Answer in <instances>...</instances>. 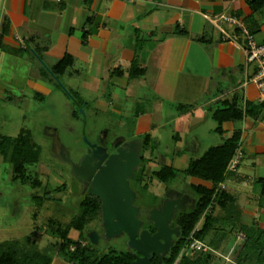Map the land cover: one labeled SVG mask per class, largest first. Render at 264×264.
Masks as SVG:
<instances>
[{"label":"crops","instance_id":"crops-1","mask_svg":"<svg viewBox=\"0 0 264 264\" xmlns=\"http://www.w3.org/2000/svg\"><path fill=\"white\" fill-rule=\"evenodd\" d=\"M251 1L0 0V62L18 60L23 67L18 75L23 84L19 90L22 102L46 100L58 86H64L59 79L64 77L72 87L102 92L99 103L109 105L114 114L123 116L129 100L135 99L137 134L147 136V140H159L158 125L163 120L162 125L174 124L176 153L173 159L164 157L166 161L158 164L159 171L166 167L184 174L192 160L211 148H205V141L196 132L213 119L214 109L234 105L245 110L250 104L242 120L226 121L222 133L217 132L222 141L215 146L235 132L239 131L241 137L225 180L217 186L220 198L213 216L220 220L216 224L239 220V224L264 230V195L258 183L264 180V105L254 85L242 87L247 74L244 50L224 41L210 20L220 15L236 17L259 42H264V6L255 11ZM225 28L234 34L233 26ZM135 63L137 69L133 68ZM133 71L136 76H132ZM7 93L0 79V98L12 102L18 99L14 93L5 98ZM22 131L0 138H17ZM48 132L54 138L56 131ZM101 136L111 143L121 140L134 146L140 160L134 175L142 157L154 156L143 151L138 139L117 137L111 141L106 131ZM54 140V148H65ZM239 154L241 165L230 171L231 161ZM177 179L165 188L164 197L169 200L164 204L177 201L183 212L187 200L193 194L197 196L195 187L212 188V183L195 177ZM154 180L166 186L169 183ZM203 221L204 217L197 226L201 228ZM38 241L30 239L41 251L51 245L42 249ZM5 242L15 241L0 244Z\"/></svg>","mask_w":264,"mask_h":264},{"label":"rangeland","instance_id":"rangeland-1","mask_svg":"<svg viewBox=\"0 0 264 264\" xmlns=\"http://www.w3.org/2000/svg\"><path fill=\"white\" fill-rule=\"evenodd\" d=\"M22 68L18 60L3 64L0 62V79H3V86L9 92L5 98L11 93L18 97L15 102L0 98V135L17 136L22 129L31 130L34 143L41 148V158L39 163L27 166L26 174L31 178L29 183L25 184L20 178L19 181L16 178L12 179V164L4 161L0 155V241L22 242L29 237L33 241L39 240L41 248L44 249L49 244L54 246L61 240L59 235L55 234L56 226L48 228V222L53 220L57 226L58 222L65 225L79 216L80 204L89 194L91 186L74 175L71 156H79L89 147V143L98 142L103 131L107 132L108 140L117 137H123L127 141L138 139L144 146V152L147 150L154 154L153 157L145 158L149 164L146 163L148 168L143 174L142 184L137 182V171L136 176L130 179V186L137 193L135 206L139 208L138 218L142 222L140 232L148 231L149 226L154 225L150 220L151 212L163 207L164 204L160 201L164 199L167 190L165 188L176 182L170 181L166 186L154 180V172L159 171L158 164L162 165L166 161L164 157L174 158L177 148L174 138L177 136L174 131L176 126L162 125L165 119L158 125L159 140L153 138L147 140V136L137 134L139 120L135 111V99L129 100L127 113L123 116L114 114L113 111H109V105L99 103L102 100H99L102 92L95 94L86 92L79 85L72 87L68 78L64 77L59 79L65 87L58 86L46 100L22 102L19 90L23 88V84L20 83L18 76ZM3 75L5 76L2 77ZM70 89L71 91H68ZM87 102L90 104L86 105ZM140 103L146 105L147 102ZM216 127V122L210 119L197 131L198 133L196 132L205 141L206 149L222 141ZM49 129L56 131L54 138L60 141L64 149L54 148L57 143H54L53 135L48 134ZM185 177L183 173L178 172L176 179L183 181ZM145 184L147 187L143 188ZM192 196L193 198L187 200L185 211H190L195 206L194 199L198 198L195 194ZM181 212L183 211L175 210V214ZM85 224L84 230L89 240L83 239L84 244L87 245L89 242L94 244L90 238L93 233L99 237L98 243L95 244L98 249L97 255L112 249L118 252L132 250L128 246V237L125 234L113 237L107 235L102 212L88 219ZM235 224L240 225L233 220L220 222L217 225L219 230L211 232L204 240L210 248L207 254H212L209 264H264V253L260 254L257 250L242 252L245 233L238 229L231 233V225ZM220 228L224 230L220 231ZM69 237L78 240L79 233L72 231ZM199 252L202 251L188 248L183 254L194 257ZM52 264L67 263L56 255Z\"/></svg>","mask_w":264,"mask_h":264},{"label":"trees","instance_id":"trees-1","mask_svg":"<svg viewBox=\"0 0 264 264\" xmlns=\"http://www.w3.org/2000/svg\"><path fill=\"white\" fill-rule=\"evenodd\" d=\"M250 4L257 11L264 6V0H253ZM84 37H86V34H84ZM133 68L137 69L136 63ZM131 74L132 76L137 75L136 71H133ZM249 106L250 104H247L245 110L234 105L214 109L212 117L217 122L216 131L222 133V124L226 121L235 122L242 120ZM240 137V132H235L222 145L211 147L200 158L191 161L184 175L210 182L212 183V188L195 187L194 190L197 193L198 199L195 201L194 208L174 216L171 228L176 229L178 235L173 237L168 253L163 255L161 259L154 257L151 261L152 264H209L212 256L211 253L199 252L196 256L190 257L184 255L182 252L188 244L189 237L203 217V225L195 235L198 240L204 242L211 232L219 230V226L216 223L220 220L217 216H213L216 203L220 198L216 189L225 180L226 168L237 151ZM0 154L12 164L13 180L20 178V181L22 180L23 183L27 184L29 183V178H31L26 174L27 166L39 163L41 148L34 143L32 134L29 131L23 130L17 138H0ZM146 163V159L142 157L141 166L137 171V182L140 185L142 184ZM177 174V170L164 167L159 172H154V178L163 183L170 182L177 177ZM258 183L262 185L264 195V180L261 179ZM146 187L147 184L143 185V188ZM211 205V212L203 216ZM101 212L102 202L100 198L87 194L80 204L79 216L74 217L68 225L63 227L58 222L59 225L57 226V223H54L53 220L49 221V228L56 226L55 234L59 235L61 239L54 245L56 248L49 246L41 251L35 242H30L29 238L23 243L18 241L5 242L0 244V264H52L56 255L62 257L67 264H132L135 260L133 250L118 252L112 249L107 253L97 255L98 249L95 244H91L90 242L87 245L84 244L83 239L89 240L88 234L86 235L84 230L86 221ZM237 223L239 224V220H237ZM231 226V233L237 229L245 233L246 239L242 246V252L249 253L251 250H257L260 254L264 253V230L243 224ZM149 228L152 233L156 231L154 225L149 226ZM71 230L79 233L78 240H73L69 237ZM221 230H224V228H220Z\"/></svg>","mask_w":264,"mask_h":264},{"label":"water","instance_id":"water-1","mask_svg":"<svg viewBox=\"0 0 264 264\" xmlns=\"http://www.w3.org/2000/svg\"><path fill=\"white\" fill-rule=\"evenodd\" d=\"M120 144L110 145L117 149V153L99 155L105 148L89 143L91 149H95L91 157H85L77 165L72 163L74 175L81 181L91 184L89 194L100 198L104 229L108 236L125 234L128 237V246L136 252V258L132 264H152L156 256L161 259L171 248L173 237L178 231L171 228L170 223L174 218L179 202L170 201L159 210L154 209L150 214L156 233L151 234L144 230L139 220V208L135 206L137 194L130 186V179L134 177V171L139 166V154L134 151V146L129 144L127 148L118 147ZM64 158V157H63ZM67 160V159H66ZM96 160L95 166L91 163ZM94 244L98 243V235H90Z\"/></svg>","mask_w":264,"mask_h":264},{"label":"built area","instance_id":"built-area-1","mask_svg":"<svg viewBox=\"0 0 264 264\" xmlns=\"http://www.w3.org/2000/svg\"><path fill=\"white\" fill-rule=\"evenodd\" d=\"M211 22L220 30L223 35V40L240 46L245 52V70L246 78L242 87L254 85L259 92V102L264 105V42H258L255 35L245 26L238 18L227 15H220L210 19ZM231 25L234 27V34H230L225 26ZM25 43V41H23ZM240 155V156H239ZM229 165L230 171H236L241 165V154H239ZM212 205L206 210L205 214L211 212ZM200 230L197 226L194 232L188 239V248L195 251L208 252L210 248L201 240H198L195 235ZM183 253V252H182Z\"/></svg>","mask_w":264,"mask_h":264},{"label":"flooded vegetation","instance_id":"flooded-vegetation-1","mask_svg":"<svg viewBox=\"0 0 264 264\" xmlns=\"http://www.w3.org/2000/svg\"><path fill=\"white\" fill-rule=\"evenodd\" d=\"M111 141H113V140H111ZM109 143H111V142H108L107 140H104V138H102V136L101 137H99V141L98 142H92V144H95L96 146H101V147H104L105 148V151L104 152H100L99 153V155H104L105 153L106 154H108V156H110V155H113V154H116L117 153V149H114L113 147H111L110 145H112V143H114V142H112L111 144H109ZM115 144H120L118 147L120 148V147H122L123 149L125 148H127V146L129 145V143H126V142H123V141H121V140H117L116 142H115ZM94 150L95 149H91V148H89V147H87V149H85V150H83V152H82V154H80L79 156H76V157H73V156H71V161L73 162V163H79L83 158H85V157H91L92 156V154H93V152H94ZM95 163H96V160H94L92 163H91V165H92V167H94L95 166ZM132 188V187H131ZM133 190V189H132ZM137 194V193H136ZM170 199H173V197H171ZM163 200V201H162ZM161 201H160V203L161 202H163V204H164V202H166L167 200H169V199H167L166 197H164V199H162ZM182 205V204H181ZM148 231L151 233V234H154V233H156V231L154 232V233H152L151 232V230L148 228ZM134 257L136 258V252L134 251ZM156 257V256H155ZM153 260V259H152Z\"/></svg>","mask_w":264,"mask_h":264}]
</instances>
